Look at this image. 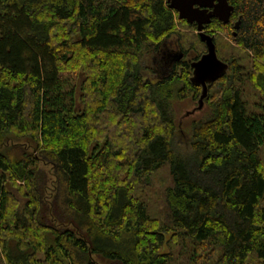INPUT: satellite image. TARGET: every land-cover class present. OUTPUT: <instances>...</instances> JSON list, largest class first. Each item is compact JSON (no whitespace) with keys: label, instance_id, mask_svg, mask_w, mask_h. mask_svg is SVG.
<instances>
[{"label":"trees","instance_id":"1","mask_svg":"<svg viewBox=\"0 0 264 264\" xmlns=\"http://www.w3.org/2000/svg\"><path fill=\"white\" fill-rule=\"evenodd\" d=\"M229 4L183 136L205 46L166 0H0V264H264V0Z\"/></svg>","mask_w":264,"mask_h":264},{"label":"water","instance_id":"2","mask_svg":"<svg viewBox=\"0 0 264 264\" xmlns=\"http://www.w3.org/2000/svg\"><path fill=\"white\" fill-rule=\"evenodd\" d=\"M215 0H166L167 7L170 10L177 12L178 19L185 20L187 23L198 22L207 23L210 17H215L222 23H227L229 17L233 11L227 0H216V5H210ZM197 6V8H194ZM213 6V11L209 14H205L204 11H200L199 8ZM240 21L238 20L236 25L233 27L237 30ZM203 27L197 26L199 32V40L205 46V53L193 63L187 60L191 68L190 82L199 87L200 94L195 102L197 106L184 114V117H193L196 112L204 109L205 100L208 98L209 87L215 83L218 79L223 77L228 72V65L222 62L216 53V46L213 42V38L207 36L202 32ZM235 33H233V37ZM182 53H178V59L182 58ZM183 117V116H182Z\"/></svg>","mask_w":264,"mask_h":264},{"label":"rangeland","instance_id":"3","mask_svg":"<svg viewBox=\"0 0 264 264\" xmlns=\"http://www.w3.org/2000/svg\"><path fill=\"white\" fill-rule=\"evenodd\" d=\"M181 32L185 33L188 37L192 36L193 38H195L197 36L196 32L192 31V30L182 29ZM217 39L219 42L231 41L229 36L226 34H221L220 36H218ZM166 48H167L166 49L167 52L178 53V45H177L175 39H171L169 46H167ZM162 50H164V48ZM204 53H205V51H204ZM204 53H202V54H204ZM160 57H162V54H159L156 57H154L152 54H149V55L145 56L141 62L142 63L141 65L146 70V74L149 75L151 79L155 78L158 75H163V72L166 69V68H164V66H163V68L160 67L159 60L163 59V58L160 59ZM196 106H197V104L195 102L190 101V100H184L182 102H176L173 105L178 129L180 131H183V136H185L188 133V126H189L190 122L192 120H196V119L202 117L205 114V112L207 111L206 105H205L204 109H202L199 112H196L193 117H191V116H189L187 118L184 117V114L187 111H190L191 109L195 108ZM183 136H181V140H182ZM184 139H186V138L184 137ZM181 143L183 144V141H181ZM182 144H181V146H182ZM48 173H49L48 168H46V167L41 168V170H40L41 175H39V176L42 178L43 185L45 184V182L49 181L50 175Z\"/></svg>","mask_w":264,"mask_h":264},{"label":"flooded vegetation","instance_id":"4","mask_svg":"<svg viewBox=\"0 0 264 264\" xmlns=\"http://www.w3.org/2000/svg\"><path fill=\"white\" fill-rule=\"evenodd\" d=\"M229 2H230V0H227V3H228V5L230 6V4H229ZM210 5H216L217 4V1L215 0V1H213L212 3H209ZM231 8H232V6H230ZM194 8H197V6H194ZM170 10V9H169ZM199 10L200 11H204L205 10V14H209V13H211L212 11H213V6H209V7H204V8H199ZM171 11H173L175 14H176V17H177V19H178V15H177V12L176 11H174V10H171ZM232 13H233V11H232ZM232 13H231V15H230V17H229V21L227 22V23H222V22H220V20L219 19H217V18H215V17H210L209 18V20H208V22L207 23H198V22H192V23H187L185 20H181V21H183V22H185L187 25H189V26H192L193 28H195V32H196V35L198 36V38H199V32L197 31V26L198 25H201L202 27H203V29H202V32L204 33V34H206L207 36H210V37H212L213 38V41H214V39H215V37L216 36H220L221 35V33L220 32H215V31H213L212 30V28H211V26H213V24L214 23H216L217 22V24L219 23V24H222V25H229L230 26V29H231V31H230V35L233 37V33H235L236 34V31L238 30H234L233 29V27L236 25V23H237V21L238 20H240L239 18L240 17H237L236 19H232ZM178 20H180V19H178ZM239 25H240V23H239ZM239 28V27H238ZM234 34V35H235ZM235 37V36H234ZM171 39L172 38H170V39H168L167 41L165 40V43L162 45V47L159 49V51H157V53L154 55V57H156L157 55H159V54H162V57H160V59L161 58H166L167 59V63H165L166 65H167V67H170V66H172V64L174 63V62H179L180 63V61H182V60H186V57L183 55L182 56V58L181 59H178V57H177V54L179 53H181V51L178 49V53H175V52H167L166 51V47L167 46H169V43L171 42ZM164 48V50H162ZM206 50V49H205ZM159 53V54H158ZM163 61L162 60H159V65L160 64H163L164 65V63H162ZM162 65H160V67H161ZM155 72V71H154Z\"/></svg>","mask_w":264,"mask_h":264}]
</instances>
